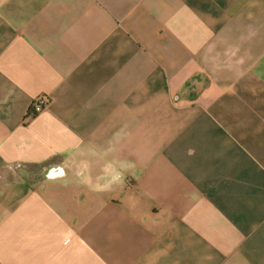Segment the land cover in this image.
<instances>
[{
	"label": "crops",
	"instance_id": "0c3cea01",
	"mask_svg": "<svg viewBox=\"0 0 264 264\" xmlns=\"http://www.w3.org/2000/svg\"><path fill=\"white\" fill-rule=\"evenodd\" d=\"M0 264H264V0H0Z\"/></svg>",
	"mask_w": 264,
	"mask_h": 264
},
{
	"label": "built area",
	"instance_id": "2783aa9c",
	"mask_svg": "<svg viewBox=\"0 0 264 264\" xmlns=\"http://www.w3.org/2000/svg\"><path fill=\"white\" fill-rule=\"evenodd\" d=\"M46 105H47V99L43 96L39 97L33 102L31 107V112L33 114H38L45 109Z\"/></svg>",
	"mask_w": 264,
	"mask_h": 264
}]
</instances>
